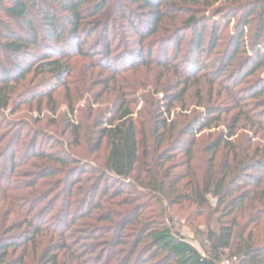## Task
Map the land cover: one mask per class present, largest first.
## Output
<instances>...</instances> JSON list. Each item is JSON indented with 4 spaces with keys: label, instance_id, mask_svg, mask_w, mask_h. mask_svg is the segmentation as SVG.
<instances>
[{
    "label": "trees",
    "instance_id": "1",
    "mask_svg": "<svg viewBox=\"0 0 264 264\" xmlns=\"http://www.w3.org/2000/svg\"><path fill=\"white\" fill-rule=\"evenodd\" d=\"M222 1L0 0L7 6L3 11L7 22L0 16V39L5 40H0L2 120L23 82L36 83L34 87L42 91L60 89L70 73L69 61L77 57L101 67L102 80L106 73L112 80L126 74L137 83L144 79L146 85L137 90L153 87L150 76L161 71L156 89L149 90L141 100L144 107L139 114L128 102V94L119 89L110 109L113 115L96 130V123L90 126L88 117L71 126L68 135L73 138L69 144L73 148L84 139L90 143V157L103 146L108 149L105 169L89 165L72 150L61 156L42 148L35 154L46 163L42 179L63 176L55 190L59 196H43L44 200L38 202H44L43 211L34 212V205L28 208L33 220L27 222L23 235L0 245V264H221L227 259H236V264H264V157L258 158L252 152L253 144L244 142L243 137L232 141L235 130L205 146L207 160L200 157L197 148L201 139L196 136L227 115L220 106L191 116L183 108L174 118L172 115L175 106L183 107L185 96L203 78L211 76L214 99L213 87L222 86L219 82L233 63H237L235 73L241 76L239 85L249 83V77L264 67V0H231L232 7L211 11L212 36L205 45L208 22L198 15ZM111 4L118 8L121 22L106 16ZM239 14L235 34L222 38L215 19L219 15L235 19ZM252 19L258 23L257 31L246 35L244 30ZM168 20L182 24L165 30ZM122 23L133 38L129 40L131 50L119 58L112 48L117 40L116 28ZM187 31L190 36L182 57ZM171 32L167 41L163 39L167 42L165 48L156 56L153 54L159 43L144 46L147 39ZM246 37L255 53L250 58H240L246 52ZM217 49L221 57L216 63L209 61ZM40 77L42 80H38ZM174 80L177 82L172 86ZM103 84L108 86L104 80ZM34 87L27 91L32 99L38 94ZM171 87L174 88L168 90ZM263 87H255L252 98H263ZM233 91L229 88L227 96L234 98L238 107L240 102ZM256 117L259 120L258 114ZM247 121L251 122V118ZM36 142L31 145L33 152L37 150ZM7 144L0 155V193L14 189L16 183H11L18 169L15 142ZM141 152L145 177L138 176ZM35 185L27 187L26 192H38ZM59 200L62 203L56 215L53 213ZM145 200H151V204ZM164 201L170 207L188 203L198 209L199 218L206 215L205 244H201L204 254L175 230L172 218L165 220L166 210L160 216L155 211L145 212ZM94 219L103 224L91 229ZM79 222L87 223L89 228L83 229V240L74 246L67 240L68 231ZM34 231L38 239L31 235ZM11 250L15 255L21 252L16 261L12 260Z\"/></svg>",
    "mask_w": 264,
    "mask_h": 264
},
{
    "label": "rangeland",
    "instance_id": "2",
    "mask_svg": "<svg viewBox=\"0 0 264 264\" xmlns=\"http://www.w3.org/2000/svg\"><path fill=\"white\" fill-rule=\"evenodd\" d=\"M231 3V0H223L210 11L201 12L198 15L199 18L207 19L208 22L205 45H207V42L212 36L211 28L213 26V19L211 18L213 17L211 13H214L215 10H218L219 8L224 9L229 6L232 7L233 5H231ZM187 7H191V5H187ZM6 8V3L0 4V16L4 19V21L7 20L4 18L3 12ZM213 10L214 12H211ZM137 11H139V9H137ZM172 15L176 16V14ZM106 16H110L111 18L116 17V19H119V22H121L120 12H118V8L113 4H111ZM173 16L169 17L174 18ZM240 16L241 15L239 14L237 16L238 18L236 17L235 19H232L219 15L215 19L220 27L219 35L222 38L224 36V39H227V36L231 37V35L235 34L234 27L239 21ZM252 20V24L244 30L246 35H253L257 31L258 23L255 19ZM179 24H182L181 21L174 22L168 20L164 25V28L165 30H172L174 26H179ZM121 25L122 26L116 28L117 40L112 48L114 55H119V58L125 54V51L131 50L129 40L130 38H133L126 25L124 23ZM171 34L172 32L168 34L160 33L153 38L147 39L144 46L151 42L159 43L158 47H156L154 51L155 53L153 54V56H156L158 50L163 49L166 46L167 42L164 43L163 39L167 41V37ZM186 34L187 37L185 38V46L182 48V57L187 51L188 38L190 36L189 31H187ZM95 36L98 37L99 33ZM246 39H248L245 44L246 52L244 51L245 53L241 55L240 58H250L254 56L255 53L251 47L249 37H246ZM0 40L1 42H5V40ZM94 42L95 40L91 41L89 45H92ZM135 46L139 45L136 44ZM169 47L170 55H172L174 47L172 45ZM219 51L220 50L217 49L213 52L209 61L216 63V61L221 57V54L218 53ZM2 58L11 60L10 57ZM205 62L207 61L205 60ZM69 63L70 73L64 79V85L60 89L55 91H42V88L34 87L36 83L34 85H30L29 82H23L13 95L11 105L4 111V120L0 119V155L5 153L8 145L7 143L13 140L15 142V153L18 164V169L15 172V175L12 174L13 177H11V183L16 180L14 189L0 193L1 247L6 244L5 240L12 238L13 236H21L27 231V222H31L33 220L32 215H29L30 210L28 211V208H32L34 205L32 208L34 212L43 211L41 208H45L44 202L40 204L38 203L39 200H44L43 196L46 194L59 196L57 192L55 193V190L59 187V184L63 182V176L42 179L46 163L37 158V155L35 156V154L40 153L39 150L42 148V151H46L48 153H58V155L61 156L68 154L72 150L75 155L84 158V161H89V165L105 169L108 149L103 146L97 154L90 157V143L84 139L82 140L80 146L73 148V145H69L73 143V138H69L70 135H68L69 132L72 131L71 126L76 124L79 119L85 120L88 117V124L94 127L96 123L94 127V130H96L100 124H103V121L105 122L106 119L113 115L112 110L110 109H113L114 107L113 103L115 102V92L119 89H123V91L128 94V102H130L136 115L139 114L144 107L141 100H143L144 95H147L149 90L156 89L155 86H157V83L159 82L158 78L161 74V71H158L150 76L149 83L152 84L153 87L150 89L147 87L146 89L137 90L138 86L143 88V86L146 85L144 79L137 83L129 77L130 74H126L118 78V80H112L110 76L107 77L108 73H106L103 76L105 77L103 80L108 83V86H106L103 84V80L99 77L101 74V67H98L96 63H93L88 59H84L83 57L74 58L69 61ZM236 64L237 63H233L232 66H230L225 72V75L219 82L222 86L215 85L213 87L215 92L214 99L211 98L212 84L209 82L211 80L210 76L203 78L202 81L196 84L197 86H193V88L185 96L183 107L181 104H177L173 109V118L175 115L179 114L183 108L188 110L187 114L189 116L194 113H197L198 115L206 112L205 108L211 106L213 107L214 105L220 106L223 110L227 111V115H222L221 122L212 125L202 134H198L196 136L197 139H201L197 151L202 159L207 160L205 146H209L214 143L219 137L228 136L231 130H235L236 133V136L232 139V141L237 140L238 137H243L244 142L247 144H253L252 152H255L258 158L264 157V96L259 99L252 98V90L257 86H264V67L258 69L254 75L249 77L246 81L249 83L239 85L238 83L241 82L239 77L241 76L235 73L237 71ZM207 74L211 75L213 74V71H208ZM145 75L148 77L147 71ZM41 78L42 77L38 78V80H42ZM176 82L177 80H174L172 86H174ZM237 84L238 87H234ZM29 87H34V90L38 93L34 99H32L29 92H27L30 89ZM172 88L174 87H171L168 90H172ZM229 88L234 90L232 95L239 99L240 103L238 107L236 106L237 102L234 98H231V101L229 99L230 97L227 96ZM219 94H223L220 99L217 97ZM159 97L162 98L161 96ZM226 99L229 100L226 103H222ZM135 100H139V102L134 104L133 102ZM257 114L259 120L256 117ZM250 118L251 122H248L247 120ZM239 119L240 121H238ZM257 122L261 124H257ZM249 138L252 140H250V143ZM34 140H37V150L35 152L31 149V145ZM139 163L140 166L138 176L145 177V160L142 152ZM88 172H91L90 168L88 169ZM89 175L91 176V173H89ZM85 183L88 184L87 182ZM34 184H36L35 187L38 188L34 190L39 191L33 192L30 190L26 192V188L34 186ZM28 193L30 195H28ZM27 197H29V199ZM143 202L151 204V200H145ZM152 202V204L155 203L154 201ZM210 202L212 204L215 203L213 199H210ZM61 203L62 200H59L56 203L53 214L57 215ZM50 207L51 204L49 205V208ZM197 210V208L188 203L183 206L177 205L170 207L164 201L163 204H155L152 208L146 209L145 212L149 214L151 211H155L157 216H160V213L165 211V220L169 221L172 218L173 221H171V223L172 226L175 227V230H177V232H179L187 240V242L197 248L199 252L204 254V249L201 244L203 242L205 244L204 234L206 230L207 217L205 215L203 218H199ZM50 216L51 214L49 213L47 218ZM79 223L68 231L69 235L67 240L68 242L74 244V246H76L75 244L77 241L83 240L85 231L83 229L89 228L87 223ZM102 224L103 223L98 222L97 219H94L90 222V228H98L97 226H101ZM31 235L35 236L37 239L39 238L37 237V233L35 231L34 233L32 232ZM51 240L54 242L58 241L57 239H50L49 241ZM85 240L86 239H84V241ZM11 251L13 252V250ZM20 253L21 252L19 251L16 254L20 255ZM17 255H15L14 252L11 254L13 261L17 260Z\"/></svg>",
    "mask_w": 264,
    "mask_h": 264
},
{
    "label": "built area",
    "instance_id": "3",
    "mask_svg": "<svg viewBox=\"0 0 264 264\" xmlns=\"http://www.w3.org/2000/svg\"><path fill=\"white\" fill-rule=\"evenodd\" d=\"M237 263V260L236 259H233V260H224L221 264H236Z\"/></svg>",
    "mask_w": 264,
    "mask_h": 264
}]
</instances>
